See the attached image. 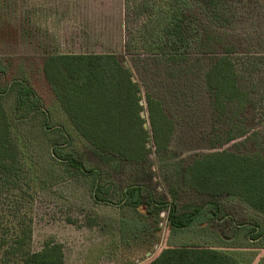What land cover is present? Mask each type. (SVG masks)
<instances>
[{
    "label": "trees",
    "instance_id": "16d2710c",
    "mask_svg": "<svg viewBox=\"0 0 264 264\" xmlns=\"http://www.w3.org/2000/svg\"><path fill=\"white\" fill-rule=\"evenodd\" d=\"M125 3L129 10L132 2L125 0ZM135 5L136 2L133 7L137 16L146 19L137 30L127 31L125 50L129 54L140 51L181 55L194 49L212 57L205 85L214 115L209 140L214 151L196 155L186 166L185 185L209 196L237 199L264 215V130L249 136L244 115L253 104V96L241 80L239 47L231 41L229 9L220 0H164L158 8L144 0L137 8ZM42 68L55 100L50 108L27 83L3 82L5 75L0 70V264H66L60 243L50 241L41 251L33 250V209L38 193L67 176L92 177L97 181L92 189L94 199L111 203L114 185L102 184L100 173L86 167L73 152L72 132L96 150L142 163L148 161L153 151L150 144L156 154L168 152L176 130V121L168 114L164 102L150 93L144 96L133 70L116 54L48 55L43 58ZM10 95L16 96L11 108L7 103ZM54 106L64 112L70 129L60 122L49 125L51 118H55ZM145 109L148 120L142 116ZM29 117L44 122L46 142L39 135L31 137L25 126L20 127ZM248 137L255 143L254 152L217 150ZM35 141L42 157L28 151L37 146ZM46 146L52 147L48 158L43 150ZM170 191L173 198L170 205L153 198L145 202L143 188L139 186H131L123 193L122 206L141 214L131 221L137 232H144L135 240L148 252H154V247L160 244L164 211H168L166 225L172 232L191 229L206 213L207 208L192 204L181 211L177 192ZM251 229L253 240L264 237L260 227ZM252 261L246 253L235 254L196 242L171 245L168 241L142 264H252Z\"/></svg>",
    "mask_w": 264,
    "mask_h": 264
},
{
    "label": "rangeland",
    "instance_id": "374dc122",
    "mask_svg": "<svg viewBox=\"0 0 264 264\" xmlns=\"http://www.w3.org/2000/svg\"><path fill=\"white\" fill-rule=\"evenodd\" d=\"M130 1L129 10L125 0H52L55 4L45 11L14 10L13 5H0L3 82L27 83L50 108L55 100L42 68L45 56L116 54L133 70L143 95L150 93L161 99L176 121L170 150L156 154L150 144L153 151L148 161L142 163L96 150L72 132L73 152L86 167L100 173L102 184L114 185V194L111 203L97 202L92 191L97 181L83 176H67L38 193L33 209V250L41 251L47 242L54 241L63 245L66 264H142L152 259L168 241L171 245L196 242L235 254L246 253L253 258L252 264H264V237L253 240L251 229L264 230V215L237 199L198 192L183 181L184 170L196 155L214 151L209 141L214 115L205 85V73L212 57L194 49L181 55L140 51L129 54L125 50L127 31L137 30L146 19L139 18L133 7L134 2L137 8L144 0ZM147 1L157 8L164 2ZM220 3L232 15L231 41L239 47L241 80L253 96V104L244 115L249 136H253L254 132L264 130V0H220ZM7 98L11 108L16 96ZM54 109L55 118H51L49 125L60 122L70 129L64 112L57 106ZM142 116L148 120L146 109ZM19 125L25 126L31 137L39 135L46 142L43 121L29 117ZM146 128L149 129L148 123ZM36 141L37 146H31L28 151L42 157ZM44 148L48 158L52 147ZM223 149L248 153L254 152L256 146L248 137L217 150ZM131 186L143 188L145 202L153 198L168 205L173 203L170 190H175L181 211L192 204L207 208L206 213L191 229L172 232L166 225L168 211H164L160 244L154 247L155 253L148 252L135 240L143 231L137 232L131 221L141 214L122 206L123 193Z\"/></svg>",
    "mask_w": 264,
    "mask_h": 264
},
{
    "label": "crops",
    "instance_id": "0c3cea01",
    "mask_svg": "<svg viewBox=\"0 0 264 264\" xmlns=\"http://www.w3.org/2000/svg\"><path fill=\"white\" fill-rule=\"evenodd\" d=\"M51 1L52 0H0V5H13L12 8L14 10L45 11L55 4ZM3 9H11V7H5Z\"/></svg>",
    "mask_w": 264,
    "mask_h": 264
},
{
    "label": "water",
    "instance_id": "95a60500",
    "mask_svg": "<svg viewBox=\"0 0 264 264\" xmlns=\"http://www.w3.org/2000/svg\"><path fill=\"white\" fill-rule=\"evenodd\" d=\"M148 255L150 256L151 254L149 253Z\"/></svg>",
    "mask_w": 264,
    "mask_h": 264
}]
</instances>
